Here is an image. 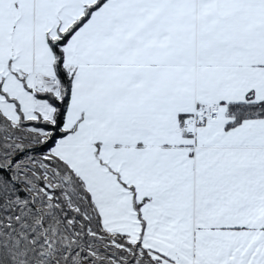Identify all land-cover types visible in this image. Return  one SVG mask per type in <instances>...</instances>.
<instances>
[{"label": "snow or ice", "instance_id": "6c2138e0", "mask_svg": "<svg viewBox=\"0 0 264 264\" xmlns=\"http://www.w3.org/2000/svg\"><path fill=\"white\" fill-rule=\"evenodd\" d=\"M0 264H264V0H0Z\"/></svg>", "mask_w": 264, "mask_h": 264}]
</instances>
